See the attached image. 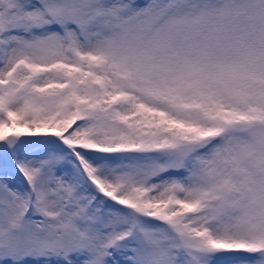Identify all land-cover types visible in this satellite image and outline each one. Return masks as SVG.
<instances>
[{
	"label": "snow or ice",
	"instance_id": "6c2138e0",
	"mask_svg": "<svg viewBox=\"0 0 264 264\" xmlns=\"http://www.w3.org/2000/svg\"><path fill=\"white\" fill-rule=\"evenodd\" d=\"M0 264H264V0H0Z\"/></svg>",
	"mask_w": 264,
	"mask_h": 264
}]
</instances>
